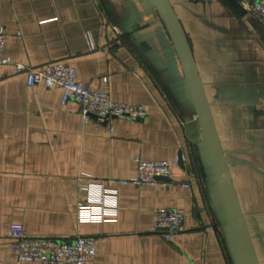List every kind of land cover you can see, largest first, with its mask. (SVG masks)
<instances>
[{
	"label": "crops",
	"instance_id": "obj_1",
	"mask_svg": "<svg viewBox=\"0 0 264 264\" xmlns=\"http://www.w3.org/2000/svg\"><path fill=\"white\" fill-rule=\"evenodd\" d=\"M187 33L260 264H264V25L230 0H171ZM0 264L8 233L96 239L87 264H244L178 53L152 0H0ZM64 62L88 88L143 104V119L86 122L63 90L29 86L16 64ZM155 186L122 184L136 158L178 160ZM88 191L81 192L80 185ZM190 184V187L184 186ZM101 185L108 193L103 219ZM185 215L166 239L156 211Z\"/></svg>",
	"mask_w": 264,
	"mask_h": 264
},
{
	"label": "built area",
	"instance_id": "obj_2",
	"mask_svg": "<svg viewBox=\"0 0 264 264\" xmlns=\"http://www.w3.org/2000/svg\"><path fill=\"white\" fill-rule=\"evenodd\" d=\"M244 11L256 16L264 25V0H233ZM6 28L0 24V64H8L5 57ZM16 71L25 74L29 86L44 85L47 88L59 87L63 90V103L70 100L77 102L86 122L93 119L112 124L117 118L143 119L149 114L143 104L119 103L110 97L106 91L88 88L78 78L73 67L64 62H53L40 67H27L16 64ZM138 174L122 184L155 186L159 177H170L178 160L150 161L136 158ZM184 186L190 187V184ZM100 204L98 212L85 213L81 217L89 220L103 219L108 209V193L101 185ZM81 192H87V185H80ZM155 230L166 239L174 233L185 230V215L173 209H158L156 211ZM8 236L13 240V251L19 262H36L38 264H87L97 253L96 239L89 236H77L72 240H62L47 237L29 236L21 225H14Z\"/></svg>",
	"mask_w": 264,
	"mask_h": 264
},
{
	"label": "water",
	"instance_id": "obj_3",
	"mask_svg": "<svg viewBox=\"0 0 264 264\" xmlns=\"http://www.w3.org/2000/svg\"><path fill=\"white\" fill-rule=\"evenodd\" d=\"M230 1L244 13L238 4L233 0ZM152 2L178 53L200 133L206 144L226 212V224L234 235L244 264H260L185 28L171 0H152ZM178 163L183 165L182 153ZM168 179V177L158 178L160 181Z\"/></svg>",
	"mask_w": 264,
	"mask_h": 264
}]
</instances>
